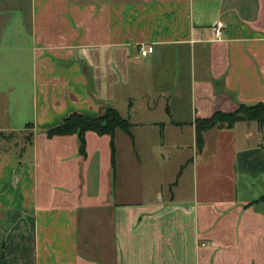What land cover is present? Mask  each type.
Returning <instances> with one entry per match:
<instances>
[{"label": "crops", "instance_id": "0c3cea01", "mask_svg": "<svg viewBox=\"0 0 264 264\" xmlns=\"http://www.w3.org/2000/svg\"><path fill=\"white\" fill-rule=\"evenodd\" d=\"M258 102L264 0H0V131L33 132L0 147V264H264V131L213 127L198 151L193 125ZM120 103L144 118L113 168L107 134L83 154L46 135Z\"/></svg>", "mask_w": 264, "mask_h": 264}, {"label": "trees", "instance_id": "16d2710c", "mask_svg": "<svg viewBox=\"0 0 264 264\" xmlns=\"http://www.w3.org/2000/svg\"><path fill=\"white\" fill-rule=\"evenodd\" d=\"M239 121H254L261 131H264V102L253 105L240 104L233 111H214L210 116L196 118L193 122L195 129V144L198 151L202 150L204 144L203 134L213 127H232ZM28 127V126H27ZM30 127V126H29ZM131 122L122 116L120 112L112 107L106 106L97 117H89L79 112H71L59 124L46 130L47 137L54 135L76 134L80 142V153L85 152V133L94 131L98 135L107 134L111 138V163L114 167V133L120 129L130 134ZM33 135L31 132L30 137ZM27 138V139H30ZM264 199V196H262Z\"/></svg>", "mask_w": 264, "mask_h": 264}, {"label": "rangeland", "instance_id": "374dc122", "mask_svg": "<svg viewBox=\"0 0 264 264\" xmlns=\"http://www.w3.org/2000/svg\"><path fill=\"white\" fill-rule=\"evenodd\" d=\"M77 1H90V0H77ZM100 1L111 2V1H115V0H100ZM133 101H134L135 108L140 110L139 108L144 107L146 103H151L153 101V98L147 97V96L144 97L142 95L141 97L138 96ZM117 109L125 117H127V118L130 117V119L129 118L128 119L131 123L138 122L144 118L143 112H141V114H139V115L135 114L134 112L128 113L126 107L124 105H122L121 103L117 104ZM128 114H129V116H128ZM8 116L10 117L11 114H9ZM4 118H6V119H4ZM10 122H11V118H10V120H8L7 117H5L4 114H2V118L0 120V126L8 128L9 126H11ZM13 126L15 127L16 132L0 131V147L1 146L2 147H12L15 143L20 144L23 141H25L27 138L30 137L32 131L30 130L29 127H27L25 129V131H23L21 133H17V132H19V129L22 128L21 124L20 125L19 124H13ZM188 155H189V150H185V152L183 153V156H184L183 161L172 159V160H169L168 162H166V167L168 169L167 173H169L170 171H176L177 172L180 169H183L184 165L187 163L186 159H187ZM152 163H154V162H152Z\"/></svg>", "mask_w": 264, "mask_h": 264}, {"label": "built area", "instance_id": "2783aa9c", "mask_svg": "<svg viewBox=\"0 0 264 264\" xmlns=\"http://www.w3.org/2000/svg\"><path fill=\"white\" fill-rule=\"evenodd\" d=\"M214 30H215V34H216V35L221 34V33H222L221 25L218 24V26H216V27L214 28ZM150 51H152V46H148V48H147L146 50H144L143 47L140 48V52H141V54H145L146 52H150Z\"/></svg>", "mask_w": 264, "mask_h": 264}]
</instances>
